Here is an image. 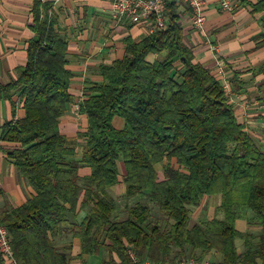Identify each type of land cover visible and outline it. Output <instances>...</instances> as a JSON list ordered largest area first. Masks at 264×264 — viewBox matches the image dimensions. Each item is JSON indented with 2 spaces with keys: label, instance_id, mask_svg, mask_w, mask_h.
<instances>
[{
  "label": "trees",
  "instance_id": "1",
  "mask_svg": "<svg viewBox=\"0 0 264 264\" xmlns=\"http://www.w3.org/2000/svg\"><path fill=\"white\" fill-rule=\"evenodd\" d=\"M180 5L169 2L167 29L139 42L127 39L123 58L101 68L104 81L91 86L80 106L88 128L79 133L84 143L77 160L60 129L73 100L68 42L42 15L45 3L35 1L28 61L16 80L0 85L9 99L19 93L25 111L3 125L0 138L19 144L8 157L35 191L23 205L0 211L21 264H71L70 248L57 246L64 233L80 241V257L104 252L100 264H134L131 253L153 262L203 259L212 250L223 254L220 263L211 260L215 264H264V148L238 120L228 88L195 60L179 23ZM253 7L264 12V0ZM162 52L164 59L148 60ZM258 72L264 73V65ZM243 86L235 73L232 90ZM116 116L125 119L123 129L114 126ZM119 161L126 195H147L172 220L168 226L154 222L141 202L126 218L118 215L108 190L119 183ZM164 162L160 179L156 166ZM82 167L91 173L82 177ZM214 194L221 196L216 215L191 227L192 208ZM246 212L262 227L258 242L237 228ZM237 238L246 247L242 254ZM0 264H6L1 253Z\"/></svg>",
  "mask_w": 264,
  "mask_h": 264
},
{
  "label": "crops",
  "instance_id": "2",
  "mask_svg": "<svg viewBox=\"0 0 264 264\" xmlns=\"http://www.w3.org/2000/svg\"><path fill=\"white\" fill-rule=\"evenodd\" d=\"M35 1L0 0V85L16 80L18 68L28 61V44L34 37L32 25ZM220 1L207 0L204 10L206 23L203 30L183 26L184 40L192 47L195 60L207 67L228 88L238 120L253 137L251 132L264 130V73L258 72L264 65V46L260 44V36L264 33V12L253 10V4L257 0H230L234 5L233 10L223 9ZM41 2L46 5V8L42 9V15H48L54 21L55 29L64 35L68 42L66 58L68 68L73 72L70 83L73 100L60 118V129L67 137L68 145L76 148L75 159L79 160L83 154L84 143L79 133L88 128L87 114L80 109L82 102L92 94L91 86L104 81L101 68L123 58L126 40L131 38L139 42L148 35L139 25L113 18L109 0H41ZM165 57L166 52L152 53L148 60L154 62ZM177 69L183 71L180 63L177 64ZM235 73H239V80L244 82L240 91L232 90ZM24 114L19 93L14 94L12 99L0 93V136L4 124L23 117ZM125 123L123 117H114L113 124L117 129H123ZM18 146V143L0 138V211L8 204L10 207L21 206L35 194L28 180L19 175L14 161L8 157L10 150ZM118 166L119 183L110 189L117 187L123 189L126 194L123 161H119ZM79 173L86 177L91 173V169L82 167ZM210 201L215 207L213 211L211 208H205V203ZM220 201V194L204 196L201 203L192 208L190 226L212 219L216 215ZM197 207L200 209L197 210V218H194V209ZM85 213L86 211H82L77 220H82ZM203 216L208 217L202 219ZM249 216L251 215L247 212L243 213L236 221L237 228L242 232L252 233L255 242H258L262 227ZM219 217L222 218V214ZM56 239L61 250L70 248L73 256L71 264H83L87 260L88 254L80 257V241L77 238L64 233ZM236 246L239 254L245 252L246 247L241 238L236 239ZM196 253L202 255L200 250ZM203 257L217 263L223 261V254L216 250L203 254Z\"/></svg>",
  "mask_w": 264,
  "mask_h": 264
},
{
  "label": "built area",
  "instance_id": "3",
  "mask_svg": "<svg viewBox=\"0 0 264 264\" xmlns=\"http://www.w3.org/2000/svg\"><path fill=\"white\" fill-rule=\"evenodd\" d=\"M111 14L117 21L139 25L147 35L169 26L168 6L171 0H109ZM180 5L179 23L191 26L196 30H203L206 23L205 7L207 0H176ZM221 7L233 10L230 0H221ZM0 253L6 264H21L15 257L11 245L10 233L7 226L0 219ZM134 264H215L209 259L184 258L177 262L140 259L131 253Z\"/></svg>",
  "mask_w": 264,
  "mask_h": 264
},
{
  "label": "rangeland",
  "instance_id": "4",
  "mask_svg": "<svg viewBox=\"0 0 264 264\" xmlns=\"http://www.w3.org/2000/svg\"><path fill=\"white\" fill-rule=\"evenodd\" d=\"M253 134V137L254 139L256 140V142L258 144H260L263 148H264V130L263 131H253L251 132ZM166 162V161H165ZM164 163H159L157 164L156 168L158 170V173H159V177L160 179L163 178V167H164ZM123 164L121 163V166ZM124 168V167H123ZM110 196H112L117 202H118V205H119V212H118V215L121 217V218H126L128 215H129V209L134 207L135 204L137 202H141L145 205H148L151 209V218L154 222H159L162 227H166L169 225V223L172 222V220H170L159 208V206L150 201L149 197L147 195H139V194H136V195H133V196H127L123 189H118L117 187H115L114 189H110L108 190ZM205 208L208 209V208H211V210L213 211L215 209V207H213V203L212 201L210 202H206L205 203ZM200 208L197 207L194 209V212H195V215L193 216L194 218H197V210H199ZM193 212V213H194ZM210 216H212V214H210ZM208 216H203L202 219H207ZM239 239H238V245L240 246V243H239ZM190 254V251L188 252L187 250V255ZM105 256V253L102 252L100 254H95V255H88L87 256V260L84 261L83 264H100V262L102 261V259L104 258ZM188 258H192V257H188ZM181 260V259H180Z\"/></svg>",
  "mask_w": 264,
  "mask_h": 264
}]
</instances>
